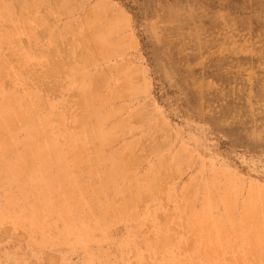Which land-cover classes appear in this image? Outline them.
<instances>
[{
    "label": "rangeland",
    "instance_id": "obj_1",
    "mask_svg": "<svg viewBox=\"0 0 264 264\" xmlns=\"http://www.w3.org/2000/svg\"><path fill=\"white\" fill-rule=\"evenodd\" d=\"M0 58V264H264V0H0Z\"/></svg>",
    "mask_w": 264,
    "mask_h": 264
},
{
    "label": "bare ground",
    "instance_id": "obj_2",
    "mask_svg": "<svg viewBox=\"0 0 264 264\" xmlns=\"http://www.w3.org/2000/svg\"><path fill=\"white\" fill-rule=\"evenodd\" d=\"M10 51V50H9ZM13 53V52H12ZM22 56V55H21ZM17 58H19V57H17ZM5 59V58H4ZM0 60H1V58H0ZM24 62V61H23ZM9 64V63H8ZM27 70V69H26ZM4 76V75H3ZM71 130V129H70ZM58 183V182H57ZM64 192V191H63Z\"/></svg>",
    "mask_w": 264,
    "mask_h": 264
}]
</instances>
